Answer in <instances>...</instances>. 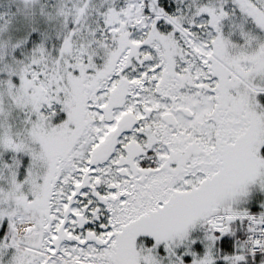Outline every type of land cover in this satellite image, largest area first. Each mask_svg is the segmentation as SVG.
I'll return each mask as SVG.
<instances>
[{"label": "snow or ice", "instance_id": "1", "mask_svg": "<svg viewBox=\"0 0 264 264\" xmlns=\"http://www.w3.org/2000/svg\"><path fill=\"white\" fill-rule=\"evenodd\" d=\"M0 264H264V0H0Z\"/></svg>", "mask_w": 264, "mask_h": 264}]
</instances>
